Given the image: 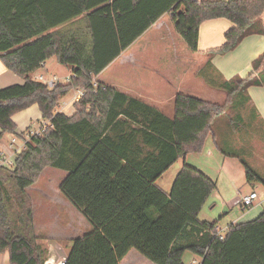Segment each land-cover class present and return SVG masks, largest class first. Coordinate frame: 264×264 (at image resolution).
I'll use <instances>...</instances> for the list:
<instances>
[{
  "label": "trees",
  "instance_id": "trees-1",
  "mask_svg": "<svg viewBox=\"0 0 264 264\" xmlns=\"http://www.w3.org/2000/svg\"><path fill=\"white\" fill-rule=\"evenodd\" d=\"M165 14L193 53L201 26L210 21L232 25L224 45L205 52L211 57L264 36V0H0V60L25 81L0 87V142L6 134H28L31 127L19 133L13 117L35 105L50 123L30 138L14 168L0 165V256L7 264L48 261L26 193L47 167L67 173L60 191L92 226L72 241L64 264H120L132 249L153 264H185L187 252L200 264H264V212L230 225L221 239L217 222L199 220L215 181L185 162L169 193L156 184L178 161L202 152L209 137L216 141L217 124L232 126L237 95L244 107L248 90L264 87V54L248 76L224 82L226 104L179 94L173 118L94 85V77ZM53 58L72 75L71 82L49 88L33 75ZM76 90L84 95L75 101V114L59 113ZM238 119L242 125L243 116ZM246 172L250 182H263L248 166Z\"/></svg>",
  "mask_w": 264,
  "mask_h": 264
},
{
  "label": "rangeland",
  "instance_id": "rangeland-1",
  "mask_svg": "<svg viewBox=\"0 0 264 264\" xmlns=\"http://www.w3.org/2000/svg\"><path fill=\"white\" fill-rule=\"evenodd\" d=\"M169 40L172 41L170 35ZM183 43L185 44L184 40ZM185 47L188 46L186 45ZM168 56L171 55L169 54ZM195 59L193 58V60ZM200 59L201 64L198 67L199 69L197 68L198 70H193L191 67L192 70L188 68V71H184L190 73L189 77L193 73L194 85L190 84L192 77L189 78L190 80L187 81L188 85L185 84L184 86L183 94H189L202 99L207 98L206 100L217 104H226L228 98L227 91L223 88L224 82L226 83L235 76L242 77L241 73H234L232 77L227 78L223 74L224 71L222 72L215 65L211 57L209 62H207V59L205 60L206 64L203 62L204 60L202 61V58ZM226 59L224 62L227 61ZM195 94H199L200 96ZM68 95L67 98L69 99L73 95V91ZM243 99L244 96L238 97L237 95L236 103L232 106L230 112L234 119L232 126L226 122L217 124L215 129L217 134L216 141L212 137H209L202 152L192 153L185 160L178 161L177 164L159 179V185L169 192L185 162H187V165L209 176L217 183V190L212 193L205 204L199 220L208 223L217 222L223 229L232 223L238 222L237 224H239L254 220L264 212V204L261 207V212L259 211L260 209L252 211L242 210V194L246 195L255 190L260 196L258 203L262 200L264 201V119L259 120L256 117V113L250 106V103H247L243 107ZM170 108H173L172 103H168L165 107L166 110ZM259 112L261 117H263L261 111ZM240 115L243 116L242 125L238 119ZM25 120H18V122L23 123ZM37 120L38 118L32 117V121H26V124L29 123L33 125V128H37ZM10 139L11 135H4L0 147L9 142ZM247 166L255 174H258L263 182H250L246 172ZM63 175V172L47 167L43 170L37 182L26 190L31 200L33 214L35 215V217L33 215L35 233L39 238V243L47 251L48 261L46 264H51V261L53 264H63L66 261L65 259H67L65 254L69 249V244L76 238L82 237L92 230L91 224L83 214L69 207L64 202L66 200H62L63 196L57 194L60 193L58 183ZM256 211L258 212L256 213ZM53 258L55 259L50 260ZM183 260L185 264H195L193 263L194 261L197 262L196 264L201 263V259L191 252L185 253Z\"/></svg>",
  "mask_w": 264,
  "mask_h": 264
},
{
  "label": "crops",
  "instance_id": "crops-1",
  "mask_svg": "<svg viewBox=\"0 0 264 264\" xmlns=\"http://www.w3.org/2000/svg\"><path fill=\"white\" fill-rule=\"evenodd\" d=\"M231 27L232 25L226 20H215L204 23L200 29L199 52L193 53L188 47H185L186 45L183 43V39H181L180 35L175 32L170 15L165 14L151 29L145 32L126 51H124L118 59L104 69L99 75L95 76L94 79L96 82L115 88L131 98L152 105L161 110L166 116L173 118L174 103L177 95L183 94L184 86L185 84L188 85L187 81L190 80L189 78L192 77V80H190L192 82L190 84L194 85L193 73L191 74V77H189L190 73L184 71H188V68H190V70H192V68L193 70H196L201 64L200 58H202V61L204 60L203 62H205L206 59L208 60L207 62L212 59V61L215 62V65H217L222 72L224 71L223 74L226 75L227 78L232 77L233 74L237 72L239 74L241 73L242 77L245 78L253 70L252 62L264 54V36L261 35L247 37L238 46V48L235 49V51L227 53L226 56L211 57L206 54L205 52L220 48L224 45V35ZM169 35L172 38V41L169 40ZM169 54L172 57L168 56ZM193 58L196 59L193 60ZM225 59L227 61L224 62ZM38 74H43L47 78L58 76L64 84L65 79L72 75V71L67 67L60 65L57 59L53 58L46 62L44 67L37 71L33 77ZM24 83L25 81L23 79L8 70L0 60L1 88ZM248 93L251 97L250 106L254 109L256 117L259 118V120H263L264 87H251L248 90ZM195 95L200 96L199 94ZM68 96L69 95H67V97ZM75 96L76 91H73V95H71L69 99L66 97L63 100L67 104L63 111L68 116H72L76 112L74 107ZM168 103H172L173 108L166 110L165 107ZM259 111H261L263 117H261ZM32 117L38 118V125L43 121L39 107L36 105L26 111L16 114L13 117L15 123L18 125L19 133H23L30 127L31 129H36L32 127L33 125H30L29 123L26 124V121H32ZM22 119L26 120L23 123L18 122V120ZM13 137L14 136H11V139ZM19 140L22 141V137H19ZM10 141L1 146L0 149L7 148ZM2 142L3 139L0 143ZM63 173L64 175L61 176L62 179L58 183L59 187L63 180L67 177V173ZM156 184L164 192H170H167L159 185V180ZM57 194L63 196L62 200H66L64 202H66L69 207L76 209L79 213V210L73 206L69 199L61 193V191ZM263 204L264 201L262 200L248 211L260 209L259 211L261 212ZM257 212L258 211H256V213ZM69 221L71 222V220ZM218 227L220 226L218 225ZM228 227L229 225H227L224 229H228ZM70 247L71 244H69V249ZM69 249L65 254L66 256H68ZM55 258L50 260H54ZM7 262V256L1 255L0 264H7ZM51 264H53L52 261ZM120 264L153 263L143 257L135 249H132Z\"/></svg>",
  "mask_w": 264,
  "mask_h": 264
},
{
  "label": "built area",
  "instance_id": "built-area-1",
  "mask_svg": "<svg viewBox=\"0 0 264 264\" xmlns=\"http://www.w3.org/2000/svg\"><path fill=\"white\" fill-rule=\"evenodd\" d=\"M45 64L42 65L44 67ZM35 81L42 82L49 86V88H55L56 86L63 84L61 79L58 76H52L50 78L45 77L43 74H38L34 77ZM71 82V76H68L65 79V83ZM97 82L95 81L94 85L96 86ZM84 95L83 90H76V96L74 98V103L77 99L82 97ZM67 106V104L62 101L60 108L57 110L59 113H64V109ZM65 114V113H64ZM50 123L49 121H42L39 123L38 127L36 129H31L26 136L22 138V141L19 140V136H14L7 148H1L0 149V165L7 168H14L15 167V160L17 155L26 149V144L30 140L32 136H39L43 134L45 131H47ZM260 200V196L256 191H253L249 194H242V209L243 210H249L253 207H255L258 204V201ZM226 229H222L220 227H217V236H219L221 239L224 238L226 232ZM193 263H197L194 261ZM64 264V263H63Z\"/></svg>",
  "mask_w": 264,
  "mask_h": 264
}]
</instances>
